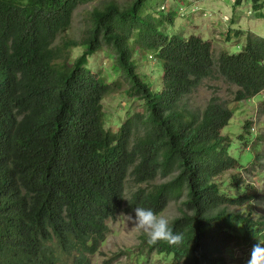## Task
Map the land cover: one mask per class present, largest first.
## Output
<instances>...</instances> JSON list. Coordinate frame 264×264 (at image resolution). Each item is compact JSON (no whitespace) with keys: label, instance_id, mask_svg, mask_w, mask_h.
Here are the masks:
<instances>
[{"label":"trees","instance_id":"trees-1","mask_svg":"<svg viewBox=\"0 0 264 264\" xmlns=\"http://www.w3.org/2000/svg\"><path fill=\"white\" fill-rule=\"evenodd\" d=\"M149 1L105 2L71 41L76 13L93 0H0V264H93L111 221L136 207L161 215L172 202L181 203L170 224L181 239L146 243L176 264H230L233 246L264 239V220L240 211L255 198L217 183L244 168L223 131L231 103L264 93V37L239 32L241 52L216 55L202 37L163 31L176 14L150 13ZM105 49L113 82L91 66ZM139 55L163 65L162 91L139 74ZM216 80L238 88L235 99L189 109L186 99ZM117 94L141 106L114 131L104 101Z\"/></svg>","mask_w":264,"mask_h":264},{"label":"rangeland","instance_id":"rangeland-1","mask_svg":"<svg viewBox=\"0 0 264 264\" xmlns=\"http://www.w3.org/2000/svg\"><path fill=\"white\" fill-rule=\"evenodd\" d=\"M109 0H93L79 8L74 24L65 39H81L90 26L94 8ZM124 4L126 0H117ZM264 2V0H262ZM150 0V13L176 14L172 24L166 23L163 31L169 35L202 37L213 43L215 54L223 51L238 54L246 44V36L239 32H252L264 37V10L256 12L253 0ZM220 16V18H218ZM84 48L73 51V58H79ZM139 74L152 86L155 92L163 89V65L151 56H137ZM91 66L100 70L111 82L116 81L119 71L115 57L106 49L91 60ZM238 88L222 80L206 81L185 103L197 112L205 110L215 96L231 103ZM140 104V105H139ZM141 103L130 102L124 94L112 95L105 99L106 127L118 131L129 114L140 110ZM234 117L224 129L223 136L231 141V155L244 168L232 170L217 179L222 190L233 197L248 196L255 201L240 211L254 220H264V93L249 101L231 103ZM251 128L246 131V124ZM244 136L243 140L241 136ZM164 181L158 182L163 184ZM131 192L136 189L129 186ZM129 192V193H131ZM181 215V203L172 202L160 216L167 218L169 225ZM135 217L121 214L109 223L110 235L103 244L93 264H176L172 257L157 254L149 249L146 233L135 225ZM253 248L232 247L226 253L230 264H247Z\"/></svg>","mask_w":264,"mask_h":264},{"label":"clouds","instance_id":"clouds-1","mask_svg":"<svg viewBox=\"0 0 264 264\" xmlns=\"http://www.w3.org/2000/svg\"><path fill=\"white\" fill-rule=\"evenodd\" d=\"M134 222L146 233L150 244L162 240L174 242L181 239L180 236L174 235L167 218L158 215L151 208L136 207ZM258 240L259 243L253 247L247 264H264V239Z\"/></svg>","mask_w":264,"mask_h":264},{"label":"crops","instance_id":"crops-1","mask_svg":"<svg viewBox=\"0 0 264 264\" xmlns=\"http://www.w3.org/2000/svg\"><path fill=\"white\" fill-rule=\"evenodd\" d=\"M238 7H240V6H238ZM218 18H220V16H219ZM258 35H259V34H258Z\"/></svg>","mask_w":264,"mask_h":264}]
</instances>
